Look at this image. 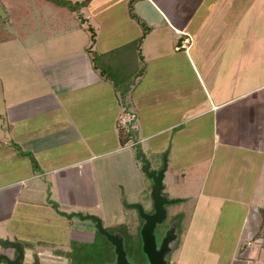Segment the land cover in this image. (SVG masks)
Listing matches in <instances>:
<instances>
[{
  "label": "crops",
  "instance_id": "1",
  "mask_svg": "<svg viewBox=\"0 0 264 264\" xmlns=\"http://www.w3.org/2000/svg\"><path fill=\"white\" fill-rule=\"evenodd\" d=\"M91 1L84 8L87 13L82 11L86 18L91 12ZM126 4L127 0L123 8L126 17L123 11L122 16L138 28L127 16ZM208 5L209 16L198 18V12ZM244 6L241 0H136L133 11L150 31L140 46L144 71L125 94L129 104L124 109L128 112L123 110L125 96H120L122 100L117 96L118 90L101 78L83 50L89 42L85 45L83 40L72 49L62 45L63 48H58L60 54L48 58L37 43L29 41L33 36L52 38L60 32L59 29L50 31L48 24L53 16L50 9L43 11V18H49L48 23L44 19L47 28L35 26L32 30L39 33L29 35L32 31L29 30L27 38L21 41L30 43L29 55L33 56L25 65L46 67L50 72L49 86L43 87L44 95L36 99H18L13 104L12 123L7 122L4 127L12 132L11 144L20 148L16 152L11 147L14 167L21 166V156H29L21 150L32 156L26 162L28 173L0 185V190L7 186L17 188L16 194L10 190V195H0L3 211L6 200L11 199L7 208L11 213L9 227L12 220L32 215L37 225L45 227L55 222L61 226L64 220L55 215L48 203L53 191L57 199L52 201L65 211H75L80 205L83 209H101L102 200L125 194L123 190L117 191L120 179L111 173L106 178L99 174L106 167L116 173L118 165L129 163L131 177L138 175L140 164L135 165V150L123 124L130 119L129 129L142 152L145 155V149L152 157L147 158L150 167H158L161 154L167 150L162 183L175 177L185 190L180 197L187 200L183 210L190 216L184 224L186 243L179 248V264L183 259L191 260L189 248L194 247L195 253L197 246L211 239L192 233L199 228L191 227L192 224L199 225L202 221L205 224L203 210L217 213L225 207L229 216L238 207L242 213L238 228L241 240L251 244L248 241L253 235L264 236V49L250 46L261 35L245 32ZM98 8L96 15L101 16L97 30L93 27L95 41L91 48L101 53L110 47L93 48L96 31L104 32L107 24L113 33L103 38H112L120 37L127 28L114 29L113 24H120L121 18L107 10L110 5L101 4ZM198 25H204L205 30L196 31ZM76 26V21H70L65 26L68 29L61 33L72 34L71 29ZM162 32L169 35L163 38ZM127 37L120 43L132 39ZM182 39H187V45L175 50ZM62 54H71L74 58L68 64L63 59L54 60ZM27 181L37 183L31 187V200L19 196ZM217 202L226 205L218 206ZM202 251L195 257L208 256L207 261L209 255ZM227 257H220L218 264L226 263Z\"/></svg>",
  "mask_w": 264,
  "mask_h": 264
},
{
  "label": "rangeland",
  "instance_id": "2",
  "mask_svg": "<svg viewBox=\"0 0 264 264\" xmlns=\"http://www.w3.org/2000/svg\"><path fill=\"white\" fill-rule=\"evenodd\" d=\"M71 1H75V0H71ZM241 1L245 3L244 11L245 14H247L245 16L246 17L245 19L246 24L244 25L246 27L245 32H247L249 35L250 34L261 35L260 38L256 39L257 42L251 43L250 46H256L264 49V0H255L254 3H252L253 6L249 4L250 1L253 0H241ZM0 2L5 7L11 4L10 0H0ZM125 2L126 0H92L91 1L92 4L91 12L90 15L87 14V18L88 21L90 18V24L92 27H95V29L97 30L98 18H100L99 16H101V15H96L95 12L96 9L101 4H108L110 5V9L107 10L110 13L113 11L114 15L116 16L118 15L119 18H121L119 20L121 21L120 24H113V26L115 25L114 29L116 30V28L119 26L121 30H124L123 28L125 29L127 28L126 31L120 35V37L103 38V35L104 37H107V34L113 33V29L111 28L107 29V24H106L105 26L106 29L104 30V32L101 33L99 31H96V43L94 44L93 48L96 47L97 50H100L102 47L108 46L110 47L109 49H111L113 47L120 45L121 44L120 42H122L124 38H126L127 36H128L127 38L134 39L135 36H138L140 34L138 33L140 31L139 26L138 28L137 27L134 28L132 24H130L129 21H125L122 16L124 13L126 17L125 11L123 9L125 6ZM209 5L198 12L197 14V16L199 15L198 18L205 19L206 17L209 16V12H208ZM42 10L47 12L49 8L43 7ZM100 10L101 9L98 8V11ZM87 11L88 10L85 9L83 12L86 14ZM147 14L149 13L147 12ZM239 14L242 15V13ZM103 16H104V12H102V17ZM44 19L46 20L47 23L49 22V18H44ZM47 23L43 24V28H47ZM60 24H61L60 21H57L56 25H60ZM126 24H129L128 27L126 26ZM214 25L217 24L214 23ZM36 27L40 28V25L36 23ZM197 28L198 30L196 31L198 32L205 30L204 25H198ZM65 29L68 28L62 26L59 29L60 32L57 33V35L52 36V38L50 37L47 38L42 36L40 39H36V36H33L29 38L30 39L29 41L33 44L37 43V46L39 47L41 53H43L48 58L49 56L60 54L58 48H63V46L67 47L68 49H72L73 46L79 45L83 40L85 45L86 42L90 43L88 36L89 33L84 29V24L83 25L77 24L76 28L71 29L72 34L64 35L63 33H61ZM135 29L137 30L136 34H134ZM34 32L39 33V31L32 30L29 32V35H35ZM56 32H58V30ZM168 35L169 34L167 32H162L163 38H166L164 36H168ZM132 39L126 40L123 43H126ZM29 44L21 40H14L6 44L0 45V185L5 182H8L11 179L18 178L28 173L30 169L27 166L28 164L26 162L32 159L30 153L21 150L23 155H29V156L26 157L21 156V158H23L21 166L14 167L15 165V163H13L14 156L11 147L13 146L14 148H16V152H20V148L14 144H11L12 143L11 138H13L12 132L11 131L8 132L4 128L5 123L7 122L12 123V119L14 117L13 107L16 105V101L18 99H21L22 101L23 100L29 101L32 99H36L37 97L44 95L42 88L43 87L47 88L49 86L48 80H49L50 72L48 69H46V67H42V66L39 67L38 65H36V67L35 66L29 67L25 65V63H29L31 59H33L32 58L33 56L29 55L30 54L28 50ZM24 49H26L25 53H24ZM83 50H86V47L85 49L83 48ZM70 55L71 54H62L61 56H55L54 60L63 59L64 63L68 64L70 59L74 58ZM262 76H264V72H262ZM69 88L70 87H68L67 89ZM116 93L117 96L119 97L121 96L119 92ZM59 97L60 95L58 94L57 98ZM128 100H129L128 95H125V103L123 105V110H125V112H128L126 109H124V107H126L129 104ZM3 138L6 139L4 140ZM144 152L146 158H152L147 150L144 149ZM95 163H96L95 165L97 166V162ZM113 165L114 164H112V166ZM135 165L136 166L139 165L138 161H135ZM151 166L155 167L156 165H153L151 163ZM118 167L119 169H117L116 173H114L113 171L109 172V168L104 167L105 169L102 171V173L100 174L98 173V174L99 177L106 178V176L111 173L112 177L115 176L116 179H120L121 183L118 186L117 191L123 190L125 191V194H119V195L115 194L117 195V198L115 197L113 200L111 199L102 200L101 203L104 205L101 207V209H99L101 212L96 211L97 214H101V215L111 214L110 216L111 221H116V222L122 221L124 216L127 217L130 214H134L133 209L124 207L121 198H124L125 203H132L137 200L142 201V199L147 197V189L149 186V181L146 179L143 173L140 172V165L138 168L139 172L136 177H131V173H130L131 170L129 167V163H123L122 165L120 164L118 165ZM96 168H98V170L101 169L99 166H97ZM123 183L127 185L123 186ZM36 184H37L36 181L24 182L21 188V193L19 195L20 198L24 197L25 199L28 200L33 199L32 193L30 191H31V187H34ZM46 186L47 184L44 185L45 187L44 200L47 192ZM10 190L15 191V194L17 193L16 186H13L12 188H8L7 186L0 190V195L8 196L12 193V191ZM53 192L51 193L50 200L57 199V197ZM184 192L185 190L183 189L182 185H180V183L177 181L175 177L172 180L169 179V181H167L166 179L163 180L162 193L166 194L168 197H174V196L180 197L183 196ZM91 198L92 197H89V199ZM10 201L11 199L6 200L4 211H3V207L1 208L0 205V238L7 239L9 241H16L20 243L21 246L26 250L34 249L36 253H38V255L40 256V259L45 260L44 257L45 255H47L46 251L48 250L47 249L48 248L47 246L49 244L48 241L56 240L55 239L56 236H59L61 240L64 239L65 237L63 236V232H61V230L58 231L56 227H52L50 224L45 227L41 225H37L36 223L38 222L34 220L33 215L30 216L29 218L18 219V220L14 219L11 222L12 225H10L9 227V219L11 218V213L10 211H8L7 208ZM186 201L177 202L167 206L168 215L178 212L177 215L178 217L180 216L179 218L180 227H184V224L186 225L185 220L188 219L190 216V214H188L187 211L185 212L183 210ZM189 203L190 202L188 201L187 206H190ZM217 203L218 206H221L222 204L226 205L225 202H217ZM81 206L82 205L76 206L77 209H75V211L87 212L86 209H83V207L81 208ZM110 207H112L111 211L109 210ZM261 207L262 206H260L259 210L263 215L262 212L263 208ZM224 208L222 207L220 212L217 213L209 210L206 213L203 210L205 215L203 214V211L201 214L203 215L202 217L205 224L202 221L199 225L197 224L191 225V227H199L197 229L192 230V233L196 234V237L202 236L203 238H205L209 236L211 239L209 241H206V243L204 242L202 246L200 245L197 246L196 249L198 250L195 249L196 250L195 253L192 250L194 247L191 248L188 247L189 249L187 252L191 254L190 256L191 260L189 261V259L187 258L184 261L183 259L181 261V264H195V262L197 261V257H195V255H198L199 253H203L202 251L203 249L209 255V259L205 264H212V263L218 264L219 258L220 257L223 258V256H228L226 260L227 264L229 262L230 264L232 263L249 264V262L250 263L253 262V264H264V245H263L264 242L262 241V238L264 236L259 234L253 235L250 241H248L251 244H247L246 241L245 242L242 241L241 235L239 233V229H240L239 224L242 220V213L241 214L239 213L240 210L238 207H234L232 209V214L226 216V212ZM55 219L60 220L61 218L56 217ZM72 220H75V218H73ZM262 229H264V226H262ZM57 240L61 241L60 239ZM195 240L199 241L198 238H195ZM179 241L181 247L186 243L184 242L183 235L181 240ZM59 248L63 249L64 247H61L59 245ZM10 251L11 250L0 247V252H4L7 255H11ZM216 255H219L220 257ZM0 264H6V263L5 261L0 260Z\"/></svg>",
  "mask_w": 264,
  "mask_h": 264
},
{
  "label": "flooded vegetation",
  "instance_id": "3",
  "mask_svg": "<svg viewBox=\"0 0 264 264\" xmlns=\"http://www.w3.org/2000/svg\"><path fill=\"white\" fill-rule=\"evenodd\" d=\"M152 168V167H150ZM157 168V167H156ZM152 168V169H156ZM147 179V178H146ZM147 189V197L139 203L142 210L146 214L153 212L152 202L149 198V189L151 182L149 179ZM163 184V183H162ZM162 193V191H161ZM164 194V193H162ZM166 195V194H165ZM167 196V195H166ZM167 198H173L168 197ZM122 201V199H121ZM170 205V204H169ZM52 206V205H51ZM167 206L165 207V217L160 224H155L151 229V237L153 244L148 240L152 251L148 255L142 249V236L140 234L143 226V219L138 212L134 210V214L127 217L124 216L122 221H111V214L101 215L96 211L99 209H86L87 212H80L81 215H92L100 219V227L110 236H114V242L107 240L102 235L90 219H79L77 217L66 218L60 216L54 209L55 215L62 217L64 220L61 226L55 222L50 224L56 227L58 231L63 232L64 239L61 240L56 236V240L48 241L47 255L45 260L40 259L36 251L26 250L23 247V264H179V248L182 235H184V227H180V216L177 213L168 215ZM125 207V206H124ZM63 210V209H62ZM73 210H67V213ZM77 212V211H76ZM101 212V211H100ZM75 218V220H72ZM179 221V223H178ZM58 237V238H57ZM120 239L123 255L117 260L115 245ZM60 239L61 241L57 240ZM117 239V240H116ZM64 247L63 249L59 248ZM13 257L12 250L10 251ZM207 257L199 256L195 264H205ZM181 264V263H180ZM253 264V262H249Z\"/></svg>",
  "mask_w": 264,
  "mask_h": 264
},
{
  "label": "trees",
  "instance_id": "4",
  "mask_svg": "<svg viewBox=\"0 0 264 264\" xmlns=\"http://www.w3.org/2000/svg\"><path fill=\"white\" fill-rule=\"evenodd\" d=\"M135 1L127 0L126 12L127 16L140 27V34L124 44L101 53H96L91 48L95 41V31L82 12L90 0H10L11 4L7 7L0 2V45L14 40H25L28 31L34 29L36 23L43 26L42 8L48 7L53 16V20L48 24L50 31L65 27L70 21H76L79 25L84 24L90 40L86 51L94 69L101 78L112 83L121 97H124L144 71L140 46L150 31V28L134 13ZM57 21L61 24L56 25ZM262 220L264 224V216Z\"/></svg>",
  "mask_w": 264,
  "mask_h": 264
},
{
  "label": "water",
  "instance_id": "5",
  "mask_svg": "<svg viewBox=\"0 0 264 264\" xmlns=\"http://www.w3.org/2000/svg\"><path fill=\"white\" fill-rule=\"evenodd\" d=\"M123 124L127 127V133L129 135L130 142L135 150L134 159L139 162L140 171L151 182L149 189V198L152 202L153 212L151 214H146L143 212L142 206L139 203H125L124 198H122V203L126 208L135 209L138 212L139 216L143 219L144 222L140 231L143 240L142 249L144 250V252L150 255L152 251V246L149 245L148 240L153 244L151 237V229L152 227H154L155 224H160L161 221L164 219L165 217L164 206L169 204H174L177 202H182L184 198L182 197L167 198L165 194L161 193V191L163 190V184H162L163 174L166 170L167 150H165L161 155L160 165L156 169L150 168L149 160L145 157L144 153L140 148V144L136 141V136L129 129L131 125V120L127 119V121H125ZM48 203L52 205V207L60 216L66 218H70L74 216L81 220L90 219L91 221H94L96 227L98 228V231L102 235H104L107 238V240L114 242L115 237L108 235V233L105 232L100 227L99 218L94 217L92 215L82 216L80 212H76V211H70L69 213H67V211L59 209L58 204L55 201L49 200ZM119 240L120 239L118 238V241L115 245L117 260L121 259L123 255V251ZM0 247L4 249L12 250L13 252V257H9L6 253L0 252V260L5 261L6 264H23L21 263V260L23 258V248L20 243L16 241H9L7 239L0 238Z\"/></svg>",
  "mask_w": 264,
  "mask_h": 264
},
{
  "label": "built area",
  "instance_id": "6",
  "mask_svg": "<svg viewBox=\"0 0 264 264\" xmlns=\"http://www.w3.org/2000/svg\"><path fill=\"white\" fill-rule=\"evenodd\" d=\"M187 45V39H182L179 45H176L174 47L175 50H178L180 48H185L184 46Z\"/></svg>",
  "mask_w": 264,
  "mask_h": 264
}]
</instances>
